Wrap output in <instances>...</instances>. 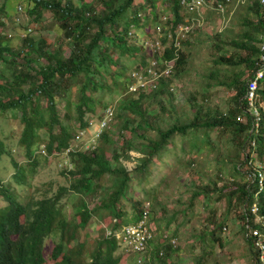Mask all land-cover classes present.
<instances>
[{"label": "trees", "instance_id": "1", "mask_svg": "<svg viewBox=\"0 0 264 264\" xmlns=\"http://www.w3.org/2000/svg\"><path fill=\"white\" fill-rule=\"evenodd\" d=\"M23 1L29 20L21 25L24 36L15 47L8 37L12 35L4 30V17L10 19L11 15L7 9L9 0L0 5V120L11 115L21 124L17 145L24 149L30 166L28 175L37 172L42 157L48 158L56 151L61 152L71 168L65 174L66 185L39 199L24 200L9 182L0 181V264H120L122 257L115 254L119 246L116 237L113 232L107 235L104 231L106 228L119 230L142 217L146 201L131 198V184L147 180L153 162L162 156L177 135L181 138L190 135L194 143L188 152L198 153L204 148L214 151L218 168L216 179L195 185L186 208H190L198 196L204 200L212 197L217 201L225 200L226 211L221 219L212 214L207 220L211 228L207 227L205 233L211 245L220 240L218 234L226 226L227 214L233 210L241 222L240 233L253 264H264L254 245L255 237L250 234V230L256 228L264 235V113L260 108L264 104V69L256 91L255 104L260 109L257 126H254L253 115L244 98L246 81L258 68L260 35L264 31L261 1H248L252 16L242 19L240 24L244 30L237 37L224 29L210 37L208 62L204 61L208 70L201 77L203 83L187 95L190 115L185 120L180 119L172 104L168 105L180 88L176 79L186 70L188 54L183 46L177 51L171 75L159 79L154 88L128 93L132 81L129 73H125L128 69L125 63L134 64L130 68L136 69L147 65L151 57L146 39L136 42L134 34L138 29L153 30L155 34L158 27H166L161 37L166 44L167 33L174 37L177 25L192 17L180 0ZM206 2L213 6L228 5L227 0ZM45 12H50L57 22L64 40L51 43L44 35H32L36 28H30V23L34 26L42 23ZM17 19L14 21L18 22ZM227 35L230 37L225 39ZM182 43L187 44L186 41ZM172 57H175L173 47L165 48L162 58ZM170 85L176 90L170 91ZM113 86L120 90L117 108L113 105L108 125L93 138L87 129L98 123L104 113L98 120L90 118L98 106L104 112L109 103H101V97L106 92L111 94ZM218 87L227 93L226 107L211 109L206 103L215 96ZM59 105L64 115L59 113ZM161 112L172 120L165 126L159 124ZM64 117L74 120L72 127L66 124ZM114 127L119 144L110 139ZM81 130L83 134L77 136ZM42 136L47 141L41 142L44 141ZM115 144L116 148L110 152ZM224 145L229 152L220 149ZM66 149L69 151L64 154ZM130 151L142 156L128 170L120 164V159L132 158ZM7 154L15 169L14 183L29 185L24 167L14 161L0 131V158ZM68 194L80 195L70 216L65 212V204L60 202ZM96 194L101 199L99 204L89 207L87 198ZM128 202L130 215L124 210ZM253 205L257 207L256 212L251 211ZM152 211H148L149 221ZM174 218L172 214L167 225ZM100 220L103 223L99 224ZM89 221L95 224L94 228ZM86 225L88 240L93 229L98 231V237L90 249L88 261L83 263L85 242L78 240V232ZM151 231L153 240L152 226ZM155 236L158 241L151 255L154 253L160 264H167L170 255L178 249L171 243L175 238L160 233ZM47 240L52 247L45 256L43 248ZM71 241L76 242L75 247L66 248V243ZM194 264L202 263L197 260Z\"/></svg>", "mask_w": 264, "mask_h": 264}, {"label": "rangeland", "instance_id": "2", "mask_svg": "<svg viewBox=\"0 0 264 264\" xmlns=\"http://www.w3.org/2000/svg\"><path fill=\"white\" fill-rule=\"evenodd\" d=\"M248 1L249 0H229V5L224 8L223 13L217 11L215 9L216 6L208 5L201 12L202 19L200 17L199 22L196 21L194 29L183 39L184 42H187V44L182 43L183 49L188 54L186 70L176 79V83L180 85V88L174 92L172 99H169L171 101L167 100L168 105H173L174 110L181 120H185L190 115L187 104L188 93L195 92L197 86L203 83L201 82V77H203V74L208 70V67L205 69V63L208 62V54L210 53V37H212L214 32L221 31L222 29L227 30L229 33L231 32V35L235 37H237V34H241L244 28L241 26L240 22L244 17L252 16V13L248 11ZM3 2L4 0H0V5H2ZM8 3L9 7H7V9L8 11L10 10L9 13L11 15L10 19L4 17L6 24L4 30L8 35H12L8 37L10 39V44L15 47L21 43V39L24 36V34H22L24 31L21 25L27 24L29 16L26 13V4L23 0H9ZM19 6L23 9L20 10ZM227 10L228 13L226 14ZM17 18H19V21L15 22L14 20H18ZM31 24L32 23L29 25L30 28H36L31 32L35 37L44 35L51 43H55L60 39L64 40L61 30L57 22L51 17L50 12H45L42 15V23H37L35 26L33 24V26H31ZM153 32V30L146 31L143 28L138 29L134 34L137 38L136 42L145 38L147 43V41L153 37ZM229 37L230 35H227L225 39ZM140 53L142 54V51ZM137 56L138 55H136L135 58L136 61L139 60ZM122 60L125 59L122 58ZM126 60L129 61V59ZM205 60H207V62H204ZM125 64L129 69H127L125 73H130V71L134 69V67L133 69L130 67L134 64L132 66L127 63ZM112 90L113 92L111 94L107 92L103 93L100 100L101 103H109L114 106L118 104V99L120 98L118 94L120 90L118 87L114 86ZM122 96L123 95H121V97ZM226 96L227 93L225 89L218 87L215 96L211 97L206 105L211 109L216 107L224 108L226 107ZM197 99L201 101L199 96H197ZM58 109L59 113L64 115L65 111L61 105H59ZM155 110L159 111V107H156ZM159 114L162 116V121L159 123L160 125L165 126L172 121L165 112ZM100 115H103V110L98 106L94 115H92L93 118L90 119L96 120ZM88 117L89 115L87 118ZM64 121L69 127H72L74 123L73 119L67 117H64ZM96 125L97 124L94 125L93 123L89 129L94 130ZM112 129L113 133L110 139L119 144L120 139L116 134L117 129L116 127ZM0 131L5 146L11 150L12 158L17 164L24 167V172L30 181L29 185L14 183L12 176L15 169L12 159L8 154L2 155L0 158V181L3 183L9 182L10 185L13 186V189L19 194V197H23L24 200L30 198L39 199L43 196L54 194L60 186L67 184L65 174H67V171L71 167L65 162L61 152L56 151L48 158L42 157V161H40V164L37 166V172L28 175L27 170L29 171L28 168L30 166H28L24 149L22 147L19 148L17 145L21 124L14 116L5 115L0 120ZM41 139L44 140L41 142L47 141L43 136ZM191 140L190 135L185 138H181V136L177 135L162 156L153 162L151 172L146 177L147 180L144 182L133 181L131 184V198L143 202L146 201L144 209L148 211L153 210L151 213L153 217L150 219V224L152 230H154V238L149 247V251H146L144 255L140 254L137 256L135 253L127 254L118 246L115 254L122 257L120 264H160L157 262L154 253L153 256L151 255L158 241V236H155V234L158 235L159 233L160 235L167 234L171 238L173 237L176 239V246L174 248L178 249L170 255L169 259L166 261L167 264H194L197 260L201 261L202 264H253V259L248 252L247 244L240 233L241 222L236 217L233 210H230V213L227 214L226 226L222 229L223 231L218 234L220 237L218 242L211 245L212 243L207 237L208 235L206 236V228H211V226L207 224V220L212 214L215 215L217 219H221L226 211L225 200L222 199L217 201L214 197L210 200H204V198L198 196L194 199L190 207L191 209L186 208L190 194L195 185L204 184L205 182L216 179L218 169L216 167L215 152L210 151V148H204L198 153L193 151L188 152L190 146L194 143ZM112 148H116V144L111 147L109 150L110 152H112ZM220 149L229 152L225 145ZM43 152H45V150H43ZM129 153L132 158L127 160L120 159V164H123L128 170L132 169L135 164H137L138 158L142 156L136 151H130ZM111 164L114 165L113 160H111ZM219 184L220 182L218 181L217 185ZM99 196L96 194L87 198L89 207H92L94 203L99 204L101 200ZM79 197L80 195L78 194H68L65 199L63 198V200H60L61 203L65 204L64 209L69 216L71 210L78 202ZM125 205L124 210L129 212L130 215L131 207L129 202L125 203ZM172 214H175V218L167 225V220ZM125 218L130 220L129 216H125ZM101 222L100 220L99 224H101ZM89 224L92 225L91 228H94L95 224L92 221H89ZM87 226L88 225L78 232V240L80 242H85L82 252V258H84L83 263L88 261L90 249L92 250L95 239L98 237V231L96 229L89 230L91 232V237L90 240H88L89 238H87L88 236L86 235L88 234V229H86ZM109 230L111 229L106 228L104 232L108 235ZM54 239H57V236ZM50 244L51 242L48 240L44 242L43 254L45 256L51 250L52 244ZM66 244V248H74L76 242L71 241ZM207 250L211 252L208 253ZM136 258L137 261L135 260Z\"/></svg>", "mask_w": 264, "mask_h": 264}, {"label": "built area", "instance_id": "3", "mask_svg": "<svg viewBox=\"0 0 264 264\" xmlns=\"http://www.w3.org/2000/svg\"><path fill=\"white\" fill-rule=\"evenodd\" d=\"M260 1L264 7V0ZM227 2H229V0H227ZM180 4L183 5L188 12L196 14V16H192L186 19L185 22L177 25L174 37L170 32L167 33L168 40L166 41V44H164L161 38L164 35L163 31L167 29L166 27H158L156 30L157 34L155 33L153 37L147 41V43L145 41V44L150 48L151 57L148 59L147 65L139 66L138 68L130 71L129 75L132 82L128 87V93H135L140 89L146 90L154 88L157 85L159 79L167 78L171 75L174 66L173 62L178 55L177 51L182 46V41H184L183 39L194 29L196 21L199 22L200 17L202 19L201 12L208 6L206 0H180ZM224 8L225 6L221 3L217 4L215 7L217 11L222 13L224 12ZM163 19L165 20L166 17ZM260 40L258 68L254 71L253 75L247 79L244 94V98L247 100L250 107V113L253 115L254 126H257V121L260 117V109L256 106L255 102L257 100L256 91L258 80L262 77L264 69V31L260 35ZM168 47H173V55H175V57L163 59L162 57L164 55V50ZM169 90L175 91V86L170 85ZM260 108L264 113V104L260 105ZM113 112L114 106L109 104L103 112L104 115L102 119L98 123H95L97 125L94 130H90L89 128L87 129L88 132L93 135V138L98 137L102 131V128H105L108 125ZM81 134H83L82 130L77 136ZM68 151L69 149H66L64 154ZM258 176L261 178L262 175L259 173ZM256 210L257 207L253 205L251 211L256 212ZM149 218V212L145 209L143 210L142 217H140L136 223L124 225L119 230H109L108 233H114L119 241V244L125 252L144 254L146 253L149 242L153 237ZM258 218L260 219L261 217ZM250 232L251 236L255 237L254 245L260 251L259 258L260 260L264 261V235L256 228L251 229ZM171 243L175 244L176 240L171 239Z\"/></svg>", "mask_w": 264, "mask_h": 264}, {"label": "clouds", "instance_id": "4", "mask_svg": "<svg viewBox=\"0 0 264 264\" xmlns=\"http://www.w3.org/2000/svg\"><path fill=\"white\" fill-rule=\"evenodd\" d=\"M125 225H127V224H125ZM124 226V225H123ZM111 231H113V230H111ZM109 234V233H108ZM116 237V236H115ZM116 240H117V242H118V245H119V247L122 249V251L123 252H125L124 250H123V248L121 247V245L119 244V241H118V239L116 238ZM152 240V239H151ZM147 251H149V245H148V249H147ZM125 253H133V252H125ZM138 254V253H137ZM145 254V253H144ZM144 254H142V255H144ZM138 255H140V254H138Z\"/></svg>", "mask_w": 264, "mask_h": 264}, {"label": "crops", "instance_id": "5", "mask_svg": "<svg viewBox=\"0 0 264 264\" xmlns=\"http://www.w3.org/2000/svg\"><path fill=\"white\" fill-rule=\"evenodd\" d=\"M229 5V4H228ZM226 14H227V12H226Z\"/></svg>", "mask_w": 264, "mask_h": 264}]
</instances>
